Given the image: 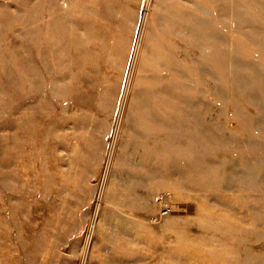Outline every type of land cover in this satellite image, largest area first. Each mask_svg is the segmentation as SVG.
<instances>
[{"label": "rangeland", "instance_id": "rangeland-1", "mask_svg": "<svg viewBox=\"0 0 264 264\" xmlns=\"http://www.w3.org/2000/svg\"><path fill=\"white\" fill-rule=\"evenodd\" d=\"M150 214L264 264V0H0V264L131 263Z\"/></svg>", "mask_w": 264, "mask_h": 264}, {"label": "crops", "instance_id": "crops-1", "mask_svg": "<svg viewBox=\"0 0 264 264\" xmlns=\"http://www.w3.org/2000/svg\"><path fill=\"white\" fill-rule=\"evenodd\" d=\"M177 192L176 185L168 183L159 187H150L149 188V196L150 199H153V205H156L159 199L163 202L168 201L167 196L171 199ZM145 220L148 224V229L151 231V235L153 236L151 239L150 246H147L145 250H133V259L131 263L125 262L123 257L124 250L118 247L117 251L114 252L117 258L115 262H108L103 264H166V234L170 228V224L175 220L174 217L166 215H156L150 214L146 217ZM168 229V230H167ZM162 242V246L160 243ZM156 244V245H155ZM161 246V247H160ZM146 251V252H145ZM145 253V254H144Z\"/></svg>", "mask_w": 264, "mask_h": 264}]
</instances>
